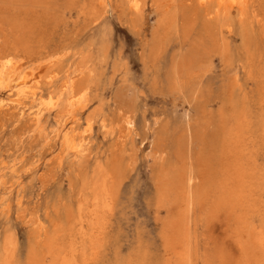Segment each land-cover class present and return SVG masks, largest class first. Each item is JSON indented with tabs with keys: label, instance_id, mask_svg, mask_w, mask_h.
Listing matches in <instances>:
<instances>
[{
	"label": "rangeland",
	"instance_id": "374dc122",
	"mask_svg": "<svg viewBox=\"0 0 264 264\" xmlns=\"http://www.w3.org/2000/svg\"><path fill=\"white\" fill-rule=\"evenodd\" d=\"M65 1L0 0V56L10 55L20 59L22 67L31 68L34 71V79L41 77L38 79L41 80L46 73L50 74V72L55 74L57 78L54 80L53 87L42 86L43 96L49 91L58 90L63 80L64 71L68 67L69 70L78 68L77 73L75 72L76 77L74 76V91L78 93L81 90H86L88 101L86 100L84 107L77 111L80 122H69L65 127L71 126L74 131L76 130L75 132L79 133L84 128L87 119H91L92 123L89 154L84 158L85 160L82 159L75 163L71 157L65 156L59 151V143L55 142L52 137L51 130L56 125L59 110L51 111L49 114L45 113L40 119L39 124L41 125H38V129L36 128L34 133L29 132L35 128V124L31 115H28L30 111L27 105L26 107L20 106L18 109L5 107V110L0 113V173L3 174L1 178L7 181L4 185L5 189L3 185L0 186V264L6 262L4 248L6 244L4 243L8 241L14 247L13 257L8 264H31L30 261L34 257L39 260L40 264H50L51 261L48 263L47 260H51L52 257L46 251L48 241H55L65 250L70 249L73 245L77 251L84 247L82 253L84 252L85 255L84 259L79 261L80 264H149V261L153 259L154 262H150L152 264H175V259L169 249L170 245L167 243L177 234L173 233L174 228L171 229L168 226L170 230L168 232L169 230L165 226L169 222L168 220L172 221L173 219L174 221L177 219L176 222L179 223L182 219L183 227L188 225L190 228L191 252L196 255H191V264H224L217 258L220 248L218 244L220 218L210 217L209 211L212 207L210 205L213 203H211V198L213 201L220 192L222 165L225 162V157H222L224 148L229 145L230 136L237 130L243 139L239 146L241 153L245 151L243 152L244 158L254 157L256 165L258 164L259 167L258 172H262H259L257 180L259 185L255 191V196L257 194L256 197L259 199L257 200V204L260 206L259 212H256L258 214L252 212L249 215V224H253L252 226L255 227L264 226V141L261 140L262 138L264 140V74L262 72L264 70L262 67L264 66V22H262L264 21V4L262 5L264 0H244V6L235 3L228 13L224 8L227 3L225 0L221 6L216 0H137L139 6L137 12L131 7L132 0H100L101 2L99 0H74V2L67 0L70 3ZM64 2L67 8H64ZM260 5L261 8L263 6L262 9ZM245 7L252 8L247 10ZM254 9L256 10L254 11ZM238 11L241 13L239 14ZM242 11H246L244 15ZM255 12L257 13L255 14ZM134 17L136 18L133 19ZM100 18L101 20H99ZM199 18L200 20H198ZM244 24L246 26H243ZM218 26L221 30L218 29ZM247 31H249V35H246ZM157 38L159 39L157 40ZM230 38L231 40H229ZM244 42L246 45L243 44ZM16 49L18 50L16 51ZM15 52L16 55H14ZM49 65H52L54 69L47 70ZM232 84L234 85L232 86ZM7 94L6 91L0 92V98L6 99ZM125 116L132 119L133 126L130 131L123 126ZM204 117H207V123ZM99 121H105L106 129L101 127L102 123ZM113 128L116 129L113 130ZM118 130L120 131L118 132ZM171 133L172 135H170ZM245 133L250 134L246 135ZM124 135H127L128 138ZM253 140L254 142H252ZM243 143L247 146H242ZM132 144L134 145L132 146ZM213 146L214 149H212ZM250 146L255 148L252 149ZM124 152L128 154L126 155ZM132 152L134 153L132 154ZM162 153L164 154L162 155ZM23 158L28 160L24 161ZM172 158L175 163L173 160V162L171 161ZM14 159L22 160L20 169L18 168L12 174L8 173V169L3 170L4 166ZM98 164L113 175L117 187L114 193L116 201L113 202V209L105 211L107 215L106 213L100 214L103 216H101L103 218L102 228H100L99 238L96 241L97 252L93 256L92 253L88 254L92 251L90 250L92 248H89L92 247L90 241L87 237L79 235L78 208L80 203L85 204L91 199L90 187ZM260 165L262 166L260 167ZM117 181L121 184L118 185ZM191 181L194 183L192 184ZM181 200L183 201L181 202ZM169 208H172L173 215L169 216L171 213ZM21 212L23 213L21 214ZM23 218L25 219L23 220ZM257 222L259 223L257 224ZM85 223L87 222L84 221ZM179 225H177V229ZM84 230L88 233L92 228L85 224ZM104 233L107 235H103V237H108L105 238L106 240L101 237ZM162 233L165 236H161ZM72 238L73 242H69ZM82 242L83 246L80 245L83 244ZM86 243L89 246L85 245ZM155 255H157L156 258ZM261 258V264H264V257Z\"/></svg>",
	"mask_w": 264,
	"mask_h": 264
},
{
	"label": "bare ground",
	"instance_id": "6f19581e",
	"mask_svg": "<svg viewBox=\"0 0 264 264\" xmlns=\"http://www.w3.org/2000/svg\"><path fill=\"white\" fill-rule=\"evenodd\" d=\"M67 1V0H66ZM65 1V2H66ZM100 1V0H99ZM110 1V0H109ZM153 1V0H152ZM165 1V0H163ZM169 1V0H168ZM186 1V0H185ZM218 5H222L224 4L223 1L224 0H216ZM227 1L226 5L224 6L225 8V11L228 13L231 9V7H233V5L235 3H240L241 5L244 6V0H225ZM254 1V0H253ZM260 1V0H259ZM262 1V0H261ZM64 2V8H67V6H65V3ZM74 2V0H73ZM101 2V1H100ZM124 2V1H123ZM147 2V1H146ZM161 2V1H160ZM182 2V1H181ZM204 2V1H203ZM202 2V3H203ZM62 3V2H61ZM67 3H70L67 1ZM140 3V2H139ZM157 3V2H156ZM162 3H165V2H162ZM160 3V4H162ZM171 3V2H170ZM179 3V2H178ZM187 3V2H186ZM196 3V2H195ZM200 3V2H199ZM248 3V2H247ZM254 3V2H253ZM262 3V2H261ZM63 4V3H62ZM126 4V3H124ZM147 4V3H146ZM154 4V3H153ZM201 4V3H200ZM239 4V5H240ZM252 4V3H250ZM257 4V3H256ZM259 4V3H258ZM264 3H262L263 5ZM50 5V4H49ZM54 5V4H53ZM132 9L134 11H138V4H137V0H132ZM144 5V4H143ZM178 5V4H177ZM215 5V4H214ZM237 5V4H236ZM72 6V5H70ZM69 6V7H70ZM85 6V5H84ZM184 6V5H183ZM189 6V5H188ZM98 7V6H97ZM124 7V5H123ZM142 7V6H141ZM165 7V6H164ZM185 7V6H184ZM192 7V6H191ZM194 7V6H193ZM196 7V6H195ZM107 8V7H106ZM116 8V7H115ZM153 8V7H152ZM203 8V7H202ZM201 8V9H202ZM221 8V7H220ZM242 8V6H241ZM246 8V7H245ZM250 8V7H249ZM249 8H246L247 10ZM252 8V7H251ZM250 8V9H251ZM260 8H261V5H260ZM260 8L257 10H260ZM263 8V6H262ZM261 8V9H262ZM124 9V8H123ZM128 9V8H127ZM62 10V9H61ZM181 10V9H180ZM216 10V9H214ZM224 10V9H223ZM233 10V9H232ZM238 10V9H236ZM245 10V9H244ZM246 10V11H247ZM256 9H254L255 11ZM69 11V10H67ZM71 11V10H70ZM105 11V10H103ZM108 11V10H107ZM183 11V9H182ZM193 11V10H192ZM203 11V10H202ZM244 11V12H246ZM250 11V10H249ZM264 11V9H263ZM83 12H85V10H83ZM106 12V11H105ZM119 12V11H117ZM135 12V13H136ZM139 12L140 9H139ZM144 12V11H143ZM181 12V11H180ZM191 12V11H190ZM189 12V13H190ZM215 12V11H214ZM217 12V11H216ZM215 12V13H216ZM223 12V11H221ZM244 12L242 11L243 15H244ZM251 12V11H250ZM253 12V10H252ZM261 12V11H260ZM37 13V12H36ZM102 13V12H101ZM130 13V12H129ZM183 13V12H182ZM211 14H213L212 12H210ZM220 13V12H219ZM224 13V12H223ZM239 13V11H238ZM241 13V11H240ZM239 13V14H240ZM249 13V12H248ZM257 12H255L256 14ZM60 14V13H59ZM83 14V13H82ZM142 14V13H141ZM195 14V13H194ZM201 14V13H200ZM221 14V13H220ZM225 14V13H224ZM223 14V16H224ZM252 14V13H251ZM260 14V13H259ZM263 14V13H262ZM36 15V14H35ZM58 15V13H57ZM85 15V14H84ZM107 15V14H106ZM138 15V14H137ZM202 15V14H201ZM222 15V14H221ZM232 15V14H231ZM247 15V14H246ZM253 15V14H252ZM188 16V15H187ZM193 16V15H192ZM241 16V15H240ZM261 16V15H260ZM77 17V16H76ZM126 17V16H125ZM133 17V16H132ZM131 17V18H132ZM137 17V16H136ZM136 17H134L133 19H135ZM139 17V16H138ZM142 17V16H141ZM195 17V15H194ZM199 17V16H198ZM203 17V16H202ZM201 17V18H202ZM236 17V16H235ZM256 17V15H255ZM259 17V16H258ZM257 17V18H258ZM64 18V17H62ZM67 18V17H65ZM87 18V17H86ZM122 18V17H120ZM130 18V19H131ZM188 18V17H187ZM191 18V16H190ZM231 18V17H230ZM249 18V17H248ZM253 18V17H252ZM260 18V17H259ZM54 19V18H53ZM79 19V18H78ZM85 19V18H84ZM142 19V18H141ZM184 19V18H183ZM222 19V18H220ZM235 19V18H234ZM262 20V18H260ZM94 20V19H93ZM101 20V18L99 19ZM191 20V19H190ZM200 20V18L198 19ZM210 20V19H209ZM216 20V19H215ZM241 20V19H240ZM250 20V19H249ZM254 20V18H253ZM260 20V21H261ZM51 21V20H50ZM89 21V20H88ZM132 21V19H131ZM206 21V20H205ZM212 21V20H211ZM69 22V21H68ZM73 22V21H72ZM87 22V21H86ZM85 22V24H86ZM129 22V21H128ZM127 22V23H128ZM133 22V21H132ZM141 22V21H140ZM186 22V21H185ZM184 22V23H185ZM202 22V21H201ZM219 22V21H218ZM230 22V21H228ZM232 22V20H231ZM239 22V20H238ZM250 22V21H248ZM247 22V23H248ZM264 22V21H262ZM59 23V22H58ZM57 23V25H58ZM189 23V22H187ZM198 23V22H197ZM206 23V22H205ZM210 23V22H209ZM214 23V22H213ZM220 23V22H219ZM41 24V23H40ZM65 24V23H63ZM109 24V23H108ZM137 24V23H136ZM192 24V23H190ZM204 24V23H203ZM233 24V22H232ZM185 25V24H184ZM193 25V24H192ZM209 25H212V24H209ZM218 25V24H217ZM221 25V24H220ZM227 25V24H226ZM225 25V26H226ZM236 25V24H235ZM250 25V24H249ZM248 25V26H249ZM135 26V25H133ZM191 26V25H190ZM189 26V27H190ZM202 26V25H201ZM204 26V25H203ZM202 26V27H203ZM206 26V24H205ZM214 26V25H213ZM222 26V25H221ZM232 26V25H230ZM243 26H246L245 24ZM258 26V25H257ZM108 27V26H107ZM111 27V26H109ZM192 27V26H191ZM190 27V29H191ZM223 27V26H222ZM154 28V26H153ZM211 28V27H210ZM220 27L218 26V29ZM232 28V27H231ZM230 28V29H231ZM247 28V27H246ZM254 28V27H253ZM257 28V27H256ZM42 29V28H41ZM93 29V28H92ZM91 29V30H92ZM135 29V27H134ZM155 29V28H154ZM184 29V28H183ZM208 29V28H207ZM235 29V27H234ZM250 29V28H249ZM258 29V28H257ZM39 30V29H38ZM111 30V29H109ZM136 30V29H135ZM206 30V29H205ZM221 30V29H219ZM233 30V29H232ZM251 30V29H250ZM31 31V30H30ZM137 31V30H136ZM187 31H188V28H187ZM246 31V30H245ZM91 32V31H90ZM94 32V31H93ZM110 32V31H109ZM186 32V31H185ZM220 32V31H219ZM252 32V31H251ZM203 33V32H202ZM209 33V32H207ZM229 33V32H228ZM249 31H247V34L246 35H249L248 34ZM91 34V33H90ZM154 34V33H153ZM227 34V33H226ZM225 34V35H226ZM245 34V33H244ZM256 34V33H255ZM164 35V34H163ZM201 35V33H200ZM224 35V34H223ZM253 35V34H252ZM109 36V35H108ZM158 36V35H157ZM161 36V35H160ZM257 36V35H256ZM259 36V34H258ZM106 37V36H105ZM104 37V38H105ZM163 37V36H162ZM204 37V36H203ZM242 37V36H240ZM245 36L243 35V38ZM248 37V36H247ZM246 37V38H247ZM101 38V36H100ZM103 38V39H104ZM186 38V37H185ZM225 38V37H224ZM108 39V38H107ZM159 38H157L158 40ZM204 39V38H202ZM221 40L223 38H220ZM251 39V38H250ZM256 39V38H255ZM161 40V39H160ZM231 40V38L229 39ZM248 40V38L246 39ZM110 41V40H109ZM255 41V40H254ZM215 42V41H214ZM249 42V41H247ZM256 42V41H255ZM149 43V42H148ZM151 43V42H150ZM217 43V42H216ZM254 43V42H253ZM259 43V42H258ZM85 44V43H84ZM218 44V43H217ZM220 44V43H219ZM230 44V43H229ZM244 45H246V43L244 42L243 43ZM67 45V44H66ZM86 45V44H85ZM150 45V44H149ZM216 45V44H215ZM214 45V46H215ZM253 46H255L254 44H252ZM258 45V44H257ZM68 46V45H67ZM219 46V45H218ZM223 46V45H222ZM249 46V44H248ZM66 47V46H65ZM232 47V46H231ZM245 47V46H244ZM81 48V47H80ZM84 48V47H83ZM90 48V47H89ZM242 48V47H241ZM253 48V47H252ZM108 49V48H107ZM156 49V48H155ZM216 49V47H215ZM232 49V48H231ZM18 49H16L17 51ZM49 50V49H48ZM52 50V49H51ZM50 50V51H51ZM61 50V49H60ZM71 50V48H70ZM88 50V49H87ZM159 50V49H158ZM239 50V49H238ZM20 51V50H19ZM43 51V50H42ZM45 51V50H44ZM64 51V50H63ZM76 51V50H75ZM83 51V50H82ZM156 51V50H155ZM226 51V50H225ZM234 51V49H233ZM240 51V50H239ZM239 51H237L239 53ZM7 52V51H6ZM5 52V53H6ZM53 52V50H52ZM61 52V51H60ZM160 52V51H159ZM4 53V52H3ZM19 53V52H18ZM43 53V52H42ZM41 53V54H42ZM48 53V52H47ZM221 53V52H220ZM245 53V52H244ZM247 53V52H246ZM262 53V52H260ZM24 54V53H23ZM58 54V53H57ZM223 54V53H222ZM264 54V53H263ZM14 55H16V52L14 53ZM59 55V54H58ZM56 56V57H59V56ZM62 55V54H61ZM78 55V54H77ZM80 55V54H79ZM247 55V54H246ZM25 56V55H24ZM32 56V55H31ZM35 56V55H34ZM42 56V55H41ZM44 56V55H43ZM52 56V55H50ZM50 56H49V59H50ZM64 56V54H63ZM233 56V55H232ZM263 56V55H262ZM55 57V58H56ZM67 57V56H66ZM74 57V56H73ZM72 57V58H73ZM250 57V56H249ZM257 57V56H256ZM31 58V57H30ZM54 58V57H52ZM51 58V59H52ZM65 58V57H64ZM228 58V57H227ZM234 58V56H233ZM248 58V57H247ZM264 58V57H263ZM24 59V58H23ZM27 59V58H26ZM62 59V58H61ZM252 59V58H251ZM258 59V58H257ZM20 60V59H19ZM19 60L15 57V56H10V55H4V56H0V92L2 93V91H6L8 92V94L6 95V99H2V97L0 98V113L2 111H4L5 107H14V108H17L22 106V107H26V105L28 106V110L30 111L28 113V115H31V118L32 120L34 121V124H35V128H33L31 131V133H34L36 128L38 127V125H41L39 124L40 123V119L42 118V116L45 114V113H50L51 111H57L59 110V116H58V119L56 121V125L54 128H52L51 130V133H53V140L57 143H59V148L61 151V153H63V155L65 156H68V157H71L72 158V161L77 163L78 161L84 159L88 154H89V149H90V145H89V137L91 136V131H92V123H91V119H87V122L84 126V128L79 131V133L75 132L73 127L69 126V127H65L67 123L69 122H73V123H77L79 121V117H78V114H77V111L78 110H81L84 105H85V101L87 100L86 99V90H81L79 91L78 93H75L74 91V78L76 77L75 76V72L77 71V69H72V70H69V67L67 70L64 71V75H63V80H62V83L60 84V87L58 88V90L56 91H49L45 96L42 95V86L43 85H48L47 88H51L53 87V83H54V80L57 78L55 74H50L49 73H46L41 80H38L39 78H36L34 79L33 76H35L34 74V71L30 68L28 69L27 67H22ZM33 60V58H32ZM44 60V59H43ZM57 60V59H56ZM262 60V59H261ZM21 61V60H20ZM48 61V60H47ZM46 61V62H47ZM51 61V60H50ZM82 61V60H80ZM252 61V60H251ZM26 62V61H25ZM38 62V61H37ZM43 62V61H42ZM69 62H70V59H69ZM95 62V61H94ZM259 62V61H258ZM35 63V62H33ZM44 63V62H43ZM49 63V62H48ZM51 63V62H50ZM247 63V62H246ZM28 64V63H27ZM32 64V63H31ZM88 64V63H87ZM249 64V63H248ZM247 64V65H248ZM261 64V63H260ZM97 65V64H96ZM34 66V65H33ZM32 66V67H33ZM87 66V65H86ZM85 66V67H86ZM123 66V65H122ZM251 66V65H249ZM254 67V65H253ZM256 67V66H255ZM264 67V66H262ZM27 68V69H26ZM250 68V67H249ZM248 68V69H249ZM258 68V67H257ZM54 69L52 65H49L47 66V70H52ZM262 69V68H260ZM27 70V71H26ZM121 70V69H120ZM250 70V69H249ZM259 70V69H258ZM248 71V70H246ZM261 71V70H260ZM41 72V71H40ZM63 72V71H62ZM96 72V71H95ZM120 72V71H119ZM254 72V71H253ZM263 74H264V70L262 71ZM39 73V72H38ZM55 73V72H54ZM77 73V72H76ZM101 74V73H100ZM249 74V73H248ZM90 75V74H89ZM250 75V74H249ZM257 75V74H256ZM260 75V74H259ZM60 76V75H59ZM75 76V77H74ZM258 76V75H257ZM246 77V76H245ZM249 77V76H247ZM256 76H254L255 78ZM100 78V77H99ZM250 78V77H249ZM257 78V77H256ZM260 78V77H259ZM96 79V78H95ZM99 80V79H98ZM251 80V79H250ZM253 81V79H252ZM260 82L261 81V78H260ZM264 83V82H263ZM90 85V84H88ZM87 85V86H88ZM234 84H232L233 86ZM231 86V84H230ZM242 87H244L243 85H241ZM261 87V86H260ZM42 88V89H41ZM88 89V87H87ZM115 89V88H114ZM184 89V88H183ZM233 89V88H232ZM42 90V91H41ZM89 90V89H88ZM92 90V89H91ZM94 90V89H93ZM116 90V89H115ZM118 90V89H117ZM231 90V89H230ZM264 90V88H263ZM114 91V90H113ZM42 92V93H41ZM89 92V91H88ZM93 92V91H92ZM243 92V90H242ZM229 95H230V92H229ZM261 95V94H260ZM264 96V95H263ZM117 97V96H116ZM230 97V96H229ZM228 97V99H229ZM88 98V97H87ZM234 98V97H233ZM264 98V97H263ZM119 99V98H118ZM231 99V98H230ZM235 99V98H234ZM93 100V99H92ZM116 100V99H115ZM121 100V99H119ZM117 100V101H119ZM124 100V99H123ZM131 100V99H130ZM259 100V99H258ZM88 101V100H87ZM94 101V100H93ZM264 101V100H263ZM110 102V100H109ZM125 102V101H124ZM229 102V101H228ZM232 102V101H231ZM257 102V101H256ZM90 103V102H89ZM114 103V102H113ZM248 103V102H247ZM246 103V104H247ZM115 104V103H114ZM243 104V103H242ZM89 105V104H88ZM109 106V105H108ZM231 106V105H230ZM243 106V105H242ZM241 106V107H242ZM88 107V106H87ZM246 107V106H245ZM251 107V106H250ZM124 108V107H123ZM236 108V107H234ZM247 108V107H246ZM9 109V108H8ZM111 109V108H110ZM233 109V108H231ZM243 110V108H240ZM113 110V109H112ZM115 110V109H114ZM119 110H121L119 108ZM234 110V109H233ZM258 110V109H257ZM23 111V110H22ZM83 111V110H82ZM109 111V110H108ZM21 112V111H20ZM84 112V111H83ZM82 112V113H83ZM115 112V111H114ZM232 112V111H231ZM242 112V111H241ZM244 112V111H243ZM251 112V111H249ZM253 112V111H252ZM251 112V113H252ZM259 112V111H258ZM23 113V112H22ZM121 113V112H120ZM236 113H238L236 111ZM245 113V112H244ZM248 113V112H247ZM254 113V112H253ZM21 114V113H20ZM113 114V113H112ZM127 114V113H126ZM240 114V113H239ZM261 114V113H260ZM100 115V114H99ZM103 115V114H102ZM228 115V114H227ZM230 115V114H229ZM257 115V114H255ZM254 115V116H255ZM114 116V115H113ZM122 116V115H121ZM130 116V115H129ZM242 116V115H241ZM241 116L240 119H241ZM245 116V115H244ZM243 116V117H244ZM260 116V115H259ZM10 117V116H9ZM13 117V116H12ZM46 117V116H45ZM50 117V116H49ZM118 117V116H117ZM226 117V116H225ZM224 117V118H225ZM231 117V115H230ZM249 117V116H248ZM258 117V116H257ZM264 117V116H263ZM102 118V117H101ZM206 118L207 117H204V120L206 122ZM245 118V117H244ZM247 118V117H246ZM252 118V117H251ZM20 119V118H19ZM18 119V120H19ZM25 119V118H24ZM96 119V118H95ZM134 119V118H133ZM155 119V118H154ZM158 119V118H157ZM156 119V120H157ZM256 119V118H255ZM262 119V118H261ZM260 119V120H261ZM97 120V119H96ZM124 120V127L130 131L132 126H133V122H132V119H129L128 117L125 116V118L123 119ZM203 120V121H204ZM231 120V119H230ZM244 120V119H243ZM248 120V119H247ZM250 120V119H249ZM49 121V120H48ZM86 121V120H85ZM226 121V120H225ZM241 121V120H240ZM239 121V122H240ZM52 122V121H51ZM80 122V121H79ZM100 122V121H99ZM105 122V121H104ZM104 122L101 121L100 123L101 124V127H104ZM154 122V121H153ZM160 122V121H159ZM204 122V123H205ZM227 122V121H226ZM243 122V121H242ZM258 122H260L258 120ZM257 122V123H258ZM4 123V122H3ZM14 123V122H13ZM18 123V122H17ZM50 123V122H49ZM54 123V122H53ZM166 123V122H165ZM207 123V122H206ZM249 123V121H248ZM255 123V122H254ZM256 123V124H257ZM5 124V123H4ZM8 124V123H7ZM98 124V123H97ZM122 124V123H121ZM185 124V123H184ZM1 125V124H0ZM48 125V124H47ZM50 125V124H49ZM70 125V124H69ZM72 125V124H71ZM112 125V124H111ZM154 125V124H153ZM161 125H164V124H161ZM189 125V124H188ZM227 125V124H225ZM235 125V123H234ZM244 125V124H242ZM260 125V123H259ZM258 125V126H259ZM15 126V125H14ZM122 126V125H121ZM122 126V128H123ZM172 126V125H171ZM200 126V125H199ZM237 126V124H236ZM249 126V125H248ZM256 126V125H255ZM257 126V128H258ZM3 127V125H2ZM45 127V126H44ZM118 127V126H117ZM147 127V126H146ZM152 127V126H151ZM164 127V126H163ZM173 127V126H172ZM226 127V126H224ZM240 127V126H239ZM247 127V126H246ZM245 127V129H246ZM260 127V126H259ZM5 128V127H4ZM41 128H43L41 126ZM76 128V127H75ZM100 128V127H99ZM105 128V127H104ZM111 128V126H110ZM155 128V127H154ZM161 128V127H160ZM182 128V127H181ZM236 128V127H235ZM248 128V127H247ZM251 128V127H250ZM8 129V128H7ZM38 129V128H37ZM50 129V128H49ZM102 129V128H101ZM106 129V128H105ZM104 129V130H105ZM116 129V128H113V130ZM157 129V128H156ZM163 129V128H162ZM168 129V128H167ZM184 129V127H183ZM182 129V130H183ZM206 129V128H205ZM234 129V128H233ZM256 129V128H255ZM2 130V129H1ZM4 130V129H3ZM47 130V129H46ZM190 130V129H189ZM225 130V129H224ZM232 130V129H231ZM236 130V129H235ZM261 130V129H260ZM5 131V130H4ZM103 131V130H102ZM116 131V130H115ZM120 130H118L119 132ZM124 131V129H123ZM122 131V132H123ZM145 131V130H144ZM200 131V130H199ZM220 131V130H219ZM238 131V130H237ZM234 132L232 133V135L230 136V141H229V145L224 148L225 151L223 153L224 156L222 157H225V162H224V165L223 166V169H222V179H221V182H220V187H219V195L216 196V198L212 201V198H211V203L212 205H210L211 209H210V217L212 218H220L219 219V223H220V231H219V234L220 236L218 237L219 240H218V244L220 246L219 250H218V254H217V258L219 261H221L222 263L224 264H261V261H262V258L261 257H264V226H261V227H255V226H252L251 224H249V220H248V217L249 215L252 213V212H259L258 209L260 206H258L257 204V200H259L256 196H258L256 194L255 196V191L258 189V185H259V182L257 181L258 180V176H259V172L262 173L261 171L258 172V164L256 165V160L254 157L252 156H248L246 159L244 158L243 156V151L241 153L240 149H239V146H240V143L241 142V133H237ZM259 131V130H258ZM44 132V131H43ZM109 132V131H108ZM107 132V133H108ZM127 132V131H126ZM164 132V131H162ZM189 132V131H188ZM193 132V131H192ZM202 132V131H201ZM201 132H198V133H201ZM240 132V131H239ZM243 132V131H242ZM257 132V131H256ZM11 133V132H10ZM50 133V134H51ZM130 133V132H129ZM128 133V134H129ZM132 133V132H131ZM134 133V132H133ZM158 133V132H157ZM156 133V134H157ZM161 133V132H160ZM182 133V132H181ZM221 133V132H220ZM244 133V132H243ZM26 134V133H25ZM44 134V133H43ZM146 134V133H145ZM153 134V133H152ZM193 134V133H192ZM246 135L247 134H250V133H245ZM259 135V133H257ZM3 135V134H2ZM19 135V134H18ZM105 135V134H103ZM134 135V134H133ZM160 135V134H159ZM172 135V133L170 134ZM195 135V134H193ZM219 135V134H218ZM221 135V134H220ZM227 135V134H226ZM244 135V134H243ZM255 135V134H254ZM253 135V136H254ZM114 136V135H113ZM118 136V135H117ZM116 136V137H117ZM120 136H122L120 134ZM119 136V138H120ZM125 137H127V135H124ZM129 136V135H128ZM152 136V135H151ZM157 136V135H156ZM190 136V134H189ZM249 136V135H248ZM246 136V137H248ZM264 136V135H263ZM262 136V137H263ZM43 137V136H42ZM115 137V136H114ZM162 137V136H161ZM160 137V138H161ZM229 137V136H228ZM244 137V136H243ZM27 138V137H26ZM128 138V137H127ZM132 138V137H131ZM154 138V137H152ZM165 138V137H164ZM215 138V137H214ZM220 138V136H219ZM250 138V136H249ZM248 138V139H249ZM15 139V138H14ZM93 139V138H92ZM134 139V138H133ZM163 139V138H162ZM190 139V138H189ZM188 139V140H189ZM217 139V138H216ZM21 140V139H20ZM24 140V139H23ZM28 140V139H27ZM117 140V139H116ZM125 140V139H124ZM130 140V139H129ZM243 140V139H242ZM251 140V139H250ZM250 140H247V141H250ZM260 140V139H259ZM262 142L264 141L263 138L261 139ZM4 141V140H3ZM18 141V140H17ZM32 141V140H31ZM103 141V139H102ZM106 141V140H105ZM121 141V140H120ZM153 141V139H152ZM225 141H227L225 139ZM257 141V140H256ZM255 141V142H256ZM22 142V141H21ZM34 142V141H32ZM31 142V143H32ZM114 142H116L114 140ZM119 142V141H118ZM131 142V141H130ZM133 142V141H132ZM154 142V141H153ZM246 142V141H245ZM254 142V140L252 141ZM1 143V142H0ZM12 143V142H11ZM19 143V141H18ZM25 143V142H24ZM23 143V144H24ZM44 143V142H43ZM92 143V142H91ZM104 143V142H103ZM126 143V142H125ZM157 143V142H156ZM191 143V142H190ZM48 144V143H47ZM121 144V143H120ZM153 144V143H152ZM155 144V143H154ZM219 144V143H218ZM225 144V143H224ZM223 144V145H224ZM251 144V143H249ZM258 144V143H257ZM262 144V143H261ZM134 144H132L133 146ZM189 145V144H188ZM207 145V144H206ZM205 145V146H206ZM215 145V143H214ZM220 145V144H219ZM246 144L243 143L242 146H244ZM254 145V144H253ZM259 145V144H258ZM15 146V145H14ZM54 146V145H53ZM100 146V145H99ZM122 147V145H120ZM247 146V145H246ZM261 147V145H259ZM6 147V146H5ZM41 147V146H40ZM43 147V146H42ZM49 147V146H48ZM115 147V146H114ZM130 147V146H129ZM190 147V146H189ZM188 147V148H189ZM251 147V146H250ZM7 148V147H6ZM23 148V147H22ZM21 148V149H22ZM29 148V147H28ZM52 148V147H51ZM120 148V147H118ZM175 148V146H174ZM252 149H254L253 147H251ZM263 148V147H262ZM2 149V148H1ZM39 149V147L37 148V150ZM43 149V148H42ZM109 149V147H108ZM107 149V150H108ZM116 149V148H115ZM214 149V146L213 148ZM219 149V148H218ZM243 149V147H242ZM241 149V150H242ZM49 150V149H48ZM106 150V149H105ZM113 150V149H112ZM111 150V151H112ZM119 150V149H118ZM117 150V151H118ZM247 150V148H246ZM3 151V150H2ZM10 151V150H9ZM12 151V150H11ZM20 151V150H19ZM22 151V150H21ZM102 151V149H101ZM116 151V153H117ZM130 151V150H129ZM163 151V150H162ZM189 151V150H188ZM214 151V150H213ZM217 151V150H216ZM249 152V150H247ZM264 151V150H263ZM1 152V151H0ZM95 152V151H94ZM119 152V151H118ZM128 152V151H127ZM175 152V150H174ZM223 152V151H221ZM255 152V151H254ZM8 153V151H7ZM11 153V152H10ZM17 153V152H16ZM24 153V152H23ZM40 153V152H39ZM96 153H97V150H96ZM110 153V152H109ZM126 153V152H124ZM134 152H132L133 154ZM189 153V152H188ZM210 153V152H209ZM257 153V152H256ZM260 153V152H258ZM6 154V153H5ZM21 154V153H20ZM45 154V153H44ZM98 154V153H97ZM100 154V153H99ZM106 154V153H105ZM108 154V153H107ZM128 153H126L127 155ZM157 154V153H156ZM164 153H162L163 155ZM250 154V153H249ZM3 155V153H2ZM49 155V154H48ZM60 155V154H59ZM113 155V154H112ZM158 155V154H157ZM160 155V154H159ZM161 155V156H162ZM214 155H217V154H214ZM264 155V154H263ZM1 156V154H0ZM14 156V155H13ZM130 156V155H129ZM132 156V155H131ZM135 156V155H134ZM190 156V155H189ZM203 156V155H202ZM22 157V155H21ZM52 157V156H51ZM55 157V155H54ZM64 157V156H63ZM98 157V156H97ZM100 157V156H99ZM108 157V156H107ZM106 157V158H107ZM123 157V156H122ZM121 157V158H122ZM157 157V156H156ZM155 157V158H156ZM160 157V156H159ZM208 157L210 158V156L208 155ZM45 158V156H44ZM43 158V159H44ZM124 158V157H123ZM131 158V157H130ZM135 158V157H134ZM137 158V157H136ZM208 158V159H209ZM244 158V159H243ZM34 159V158H33ZM38 159V158H37ZM48 159V158H47ZM46 159V160H47ZM116 159V158H115ZM119 159V158H118ZM133 159V158H131ZM154 159V158H152ZM201 159V158H200ZM199 159V160H200ZM24 160V158H23ZM25 160H28V159H25ZM24 160V161H25ZM39 161H41L40 159H38ZM61 160V159H60ZM85 160V159H84ZM108 160V159H107ZM121 160V159H120ZM137 160V159H136ZM174 161V159L172 158L171 161ZM177 160V159H176ZM216 160V159H215ZM258 160V159H257ZM43 161V160H42ZM58 162V160H56ZM122 161V160H121ZM120 161V162H121ZM128 161V160H127ZM172 161V162H173ZM190 160L188 159V162ZM261 161V160H260ZM27 162V161H26ZM49 162V161H48ZM56 162V163H57ZM109 162V161H108ZM107 162V163H108ZM136 162V161H135ZM223 162V161H222ZM250 162V164H249ZM21 163H22V160L19 159L16 161V159H14L12 162H10L8 165L4 166V169H8L9 172L8 173H15L17 171V169L19 168L20 169V166H21ZM38 163V162H37ZM42 163V162H41ZM54 163V162H53ZM128 163V162H127ZM175 163V161H174ZM259 163V162H258ZM7 164V163H6ZM19 164V165H18ZM24 164V163H23ZM122 164V163H121ZM120 164V165H121ZM164 164V163H163ZM211 164H212V161H211ZM18 165V166H17ZM24 165H27L26 163ZM32 165V164H31ZM36 165V164H35ZM39 165V163H38ZM59 165H60V162H59ZM74 165V164H73ZM133 165V163H132ZM215 165H216V162H215ZM1 166V165H0ZM30 166V165H29ZM41 166V165H40ZM46 166V165H45ZM106 166V165H105ZM131 166V165H129ZM134 166V165H133ZM193 166V165H192ZM205 166H207L205 164ZM217 166V165H216ZM262 165H260L261 167ZM28 167V166H27ZM36 167V166H35ZM81 167V166H80ZM187 167V165H186ZM191 167V165H190ZM34 168V167H33ZM40 168V167H39ZM38 168V169H39ZM127 168V167H126ZM189 168V167H188ZM192 168V167H191ZM264 168V167H263ZM262 168V169H263ZM43 169V168H42ZM60 169V168H59ZM95 177L91 183V199L85 203V204H81L80 202V205H79V208H78V211H79V218H78V223H79V229H80V233L79 235L81 236H84V237H87L88 240L90 241V244L92 245V247L90 246L89 248H92L90 250H92L91 252H88V254L92 253L93 254H96L97 252V249H96V241H98V238H99V234H100V228H102V221H103V218H101L100 214L102 213H106L105 211H110L111 209H113V202L115 200V190H116V181L113 177V175H111L110 173L106 172L104 167L100 164L97 165V167L95 168ZM186 169V168H185ZM2 170V171H3ZM27 170V169H26ZM52 170V169H51ZM61 170V169H60ZM63 170V169H62ZM83 170V168H82ZM132 170V169H131ZM188 170V169H187ZM19 171V170H18ZM59 171V170H58ZM191 171V170H190ZM6 172V171H4ZM24 172V171H23ZM27 172V171H26ZM187 172V171H186ZM19 173V172H18ZM38 173V172H37ZM55 173V172H54ZM60 173V172H59ZM75 173V172H74ZM192 173V172H191ZM216 173V172H215ZM22 174V172H21ZM46 174V173H45ZM125 174V173H124ZM131 174V173H130ZM186 174V173H185ZM2 173H0V186L5 185V182H7L5 179L1 178L3 176ZM9 175V174H8ZM71 175V174H70ZM189 175V173H188ZM191 175V174H190ZM219 175V174H218ZM263 175V174H262ZM130 176V175H129ZM217 176V175H216ZM19 177V176H18ZM33 177V176H32ZM31 177V178H32ZM55 177V176H54ZM71 177V176H70ZM196 177V176H195ZM261 177V176H260ZM6 178V177H5ZM16 178V177H15ZM21 178V177H20ZM37 178V177H36ZM42 178V177H41ZM64 178V177H63ZM191 178V176H190ZM189 178V179H190ZM30 179V178H28ZM27 179V180H28ZM261 179V178H260ZM16 180V179H15ZM14 180V181H15ZM37 180V179H36ZM124 180V179H123ZM192 180V179H191ZM196 180V179H195ZM198 180V178H197ZM197 180H196V183H197ZM19 181V180H18ZM21 181V180H20ZM32 181V180H31ZM55 181V179H54ZM72 181V180H71ZM125 181V180H124ZM193 181V180H192ZM191 181V182H192ZM65 182V181H64ZM205 182V181H204ZM264 182V181H263ZM40 183V182H39ZM54 183V182H53ZM61 183V182H60ZM78 183V182H77ZM118 185L120 182H118ZM124 183V182H123ZM194 182H192L193 184ZM14 184V183H13ZM17 184V183H16ZM38 184V183H36ZM62 184V183H61ZM72 184V183H71ZM70 184V185H71ZM121 184V183H120ZM189 184V183H188ZM187 184V186H188ZM54 185V184H53ZM60 185V184H59ZM58 185V186H59ZM75 185V184H74ZM210 185V184H209ZM12 186V184H11ZM32 186V185H31ZM47 186V185H46ZM72 186V185H71ZM214 186V184H213ZM212 186V187H213ZM40 187V185H39ZM44 187V186H42ZM51 187V186H49ZM56 187V186H55ZM65 187V186H64ZM74 187V186H73ZM83 187V186H82ZM190 187V186H189ZM188 187V188H189ZM208 187V186H207ZM211 187V186H210ZM211 187V188H212ZM216 187V186H215ZM22 188V187H21ZM34 188V187H33ZM38 188V186H37ZM45 188V187H44ZM43 188V189H44ZM47 188V187H46ZM57 188V187H56ZM122 188V187H121ZM172 188V187H171ZM5 189V187H4ZM3 189V190H4ZM41 189V188H40ZM42 189V190H43ZM54 189V188H53ZM71 189V187H70ZM73 189V188H72ZM49 190V188H48ZM83 190V189H82ZM187 190V188H186ZM14 191V190H13ZM41 191V190H40ZM73 191V190H72ZM75 191V190H74ZM73 191V192H74ZM188 191V190H187ZM190 191V190H189ZM194 191V190H193ZM218 191V190H217ZM83 192V191H82ZM169 192V191H168ZM188 193V192H187ZM51 194V193H50ZM76 194V193H75ZM79 194V193H78ZM122 194V193H120ZM190 194V193H189ZM81 195V194H80ZM117 195V193H116ZM169 195V194H168ZM203 195V193H202ZM21 197V196H20ZM33 197V196H32ZM121 197V196H120ZM173 197V196H172ZM179 197V196H178ZM255 197V198H254ZM16 198V196H15ZM82 198V197H81ZM202 198V197H201ZM20 199V198H19ZM18 199V200H19ZM48 199V198H47ZM119 199V197H118ZM190 199V198H189ZM204 199V198H203ZM261 199V198H260ZM121 200V198L119 199ZM118 200V201H119ZM16 201V200H14ZM30 201V200H29ZM116 201V200H115ZM174 201V200H173ZM183 200H181L182 202ZM189 201V200H188ZM191 201V199H190ZM171 202V201H170ZM11 203V202H10ZM117 203V202H116ZM160 204V202H158ZM210 203V204H211ZM22 204V203H21ZM34 206H35V203L33 202ZM39 204V202H38ZM158 204V205H159ZM182 204V203H180ZM194 204V203H193ZM5 206V204H3ZM20 205V204H19ZM169 205V204H168ZM174 205V204H173ZM172 205V206H173ZM179 205V204H178ZM186 205V204H185ZM259 205H260V202H259ZM30 206V205H29ZM162 206V205H161ZM177 206V204L175 205V207ZM1 207V206H0ZM7 207V206H6ZM11 207V206H10ZM8 207V208H10ZM33 207V206H32ZM166 207H169V206H166ZM186 207V206H185ZM189 207V205H188ZM209 207V208H210ZM173 208V207H172ZM171 208V209H172ZM13 209V208H12ZM23 209V208H22ZM29 209V208H28ZM119 209V208H117ZM170 209V208H169ZM171 209H170V212H171ZM174 209V208H173ZM178 209V208H177ZM187 209V207H186ZM190 209V208H188ZM191 209H192V206H191ZM194 209V208H193ZM201 209V208H200ZM261 209V208H260ZM17 210V208H16ZM116 210V209H115ZM179 210V209H178ZM114 211V210H113ZM174 211V210H173ZM176 211V209H175ZM264 211V210H263ZM117 212V211H116ZM115 212V213H116ZM159 212V211H158ZM167 212V211H166ZM182 212V211H180ZM186 212H188L186 210ZM185 212V213H186ZM190 212V210H189ZM8 213V212H7ZM6 213V214H7ZM23 212H21L22 214ZM27 213V212H26ZM20 214V213H19ZM173 215L174 213L171 212L169 213V216L170 215ZM188 214V213H187ZM186 214V216H187ZM191 214V213H190ZM254 214V213H253ZM258 214V213H256ZM27 215V214H26ZM29 215V214H28ZM33 215V214H32ZM107 215V213H106ZM168 215V214H167ZM177 215V214H176ZM199 215V214H198ZM255 215V214H254ZM8 216V215H7ZM5 216V217H7ZM21 216V215H20ZM158 216V215H157ZM161 216V215H160ZM159 216V217H160ZM178 216V215H177ZM176 216V218H177ZM259 216V215H258ZM262 216V215H261ZM22 217V216H21ZM30 217V216H29ZM84 217V218H83ZM103 217V216H102ZM172 217V216H171ZM180 217V216H179ZM178 217V218H179ZM185 217V216H184ZM208 217V218H210ZM41 218V217H40ZM39 218V219H40ZM48 218V217H47ZM72 218V217H71ZM175 218V219H176ZM181 218V217H180ZM179 218V219H180ZM190 218V216H189ZM258 218V217H256ZM21 219V218H20ZM25 218H23L24 220ZM105 219V217H104ZM159 219V218H157ZM165 219V216L163 217V220ZM167 219V218H166ZM172 219V218H171ZM259 219V218H258ZM106 220V219H105ZM161 220V219H159ZM162 220V222H163ZM168 220V219H167ZM166 220V221H167ZM177 220V219H176ZM176 220L174 221V219L172 221L168 220L169 222L167 223V228L169 230V227L171 229L174 230V234L176 235L174 238H170L171 240L169 241V244L170 247V251L175 259V264H191L192 262V256L193 255V252H191V238H190V233H189V227L188 225L184 226L183 227V224H182V219H181V224L179 222H176ZM188 220V219H187ZM190 220V219H189ZM213 220V219H212ZM217 221V219H215ZM6 221V220H5ZM34 221V220H33ZM38 221V220H37ZM36 221V222H37ZM84 221H86L87 223L85 224H88L91 226L92 230L90 232L87 233V231L84 230ZM165 221V222H166ZM215 221V222H216ZM1 222V221H0ZM24 222V221H23ZM29 222V221H27ZM159 222V221H158ZM164 222V223H165ZM210 222V220H209ZM251 222V221H250ZM262 222V221H261ZM19 223V222H18ZM21 223V222H20ZM31 223V222H29ZM190 223V222H189ZM252 223V222H251ZM259 222H257L258 224ZM3 224V223H2ZM28 224V223H27ZM105 224V223H104ZM107 224V223H106ZM105 224V225H106ZM163 224V223H162ZM161 224V225H162ZM169 224V225H168ZM180 224V225H179ZM210 224V223H209ZM208 224V225H209ZM263 225V223H261ZM177 225H179L178 229L176 228ZM3 226V225H2ZM44 226V225H43ZM164 226V225H163ZM162 226V227H163ZM164 226V228H166ZM169 226V227H168ZM22 227V226H21ZM88 227V226H86ZM105 227V226H104ZM19 228V227H18ZM90 228V227H89ZM163 228V229H164ZM88 229V228H87ZM86 229V230H87ZM160 229V228H159ZM176 229V230H175ZM1 230V229H0ZM9 230V229H8ZM73 230V229H71ZM167 230V229H166ZM212 230V229H210ZM77 232V230H75ZM105 231V230H104ZM110 231V230H108ZM162 231V230H161ZM160 231V232H161ZM177 231V232H176ZM191 231V230H190ZM17 232V231H16ZM107 232V231H106ZM165 233V231H163ZM170 232V230L168 231ZM108 233V232H107ZM31 234V233H30ZM172 234V232H171ZM10 236V234H8ZM18 235V234H17ZM103 235H107L106 233L102 234V238H108V237H103ZM164 234L162 233L161 236H163ZM169 235V234H168ZM30 236V235H29ZM35 236V235H34ZM39 236V235H38ZM73 236V235H72ZM110 236V234H109ZM165 236V235H164ZM170 236V235H169ZM173 236V235H172ZM202 236V234H201ZM74 237V236H73ZM203 237V236H202ZM36 238V237H34ZM71 238V236H70ZM163 238V237H162ZM198 238V237H197ZM216 238V237H215ZM217 238V239H218ZM13 239V238H12ZM15 239V238H14ZM42 240V238H40ZM67 239V237H66ZM82 239V238H81ZM164 239V238H163ZM73 240L70 239L69 242ZM106 240V239H105ZM108 240V239H107ZM37 241V240H36ZM79 241V240H78ZM77 241V242H78ZM85 241V240H84ZM88 241V242H89ZM101 241V240H100ZM161 241H164V240H161ZM15 242V241H14ZM73 242V241H71ZM106 242V241H105ZM165 242V241H164ZM163 242V243H164ZM167 242V240H166ZM198 242V240H197ZM4 243V242H3ZM47 243V242H46ZM80 243V241H79ZM83 243V242H82ZM99 243V242H98ZM102 243V242H101ZM107 243V242H106ZM162 243V242H161ZM6 244V246L4 247L5 248V253H6V262H4L3 264H8L12 257H13V245L8 241L7 243H4ZM3 244V245H4ZM15 244V243H13ZM39 244V243H38ZM111 244V243H110ZM202 244V243H201ZM72 245V244H70ZM80 245H84L83 244H80ZM79 245V246H80ZM87 245V243L85 244ZM99 245H102V244H99ZM104 245V244H103ZM109 245V244H108ZM216 245V243H215ZM34 246V245H33ZM43 246V245H42ZM65 246V245H64ZM68 246V244H67ZM89 246V244L87 245ZM129 246V245H128ZM151 246V245H150ZM165 245L163 244V247ZM168 246V245H166ZM195 246V245H194ZM43 247H46V246H43ZM196 247V246H195ZM199 247V246H198ZM79 248V247H78ZM81 248V246H80ZM85 248L88 249V247L85 246ZM107 248V247H106ZM194 248V247H193ZM68 249V248H67ZM84 249V247L82 249H80L79 251H77V249L74 247V245L68 249V250H65V248H61L59 245H57L55 243V241H48V244H47V252L50 254V257L51 260H47L48 263L51 261L50 264H78L80 260H83L84 258V255L82 253V250ZM152 249V247H151ZM165 249V248H164ZM163 249V251H164ZM168 249V248H167ZM200 249V248H199ZM198 249V250H199ZM21 250V249H20ZM89 250V249H88ZM99 250V249H98ZM121 250V249H120ZM194 250V249H193ZM81 251V252H80ZM199 252V251H198ZM37 253V251H36ZM124 253V252H123ZM156 253L158 254V252L156 251ZM167 253V252H166ZM169 253V252H168ZM192 253V254H191ZM39 255V253H37ZM86 254V255H88ZM195 254V253H194ZM33 255V254H32ZM171 255V256H172ZM31 256V255H30ZM41 256V255H40ZM94 256V255H93ZM92 256V257H93ZM157 255H155V258H156ZM170 256V255H169ZM193 256H196V255H193ZM33 257V256H32ZM49 257V256H48ZM159 257V256H158ZM87 258V257H86ZM85 258V260H87ZM90 258V257H89ZM154 258V257H153ZM152 258V259H153ZM151 259V258H150ZM169 259V258H168ZM173 259V258H172ZM199 259V257H198ZM84 260V261H85ZM111 260V259H110ZM154 260V259H153ZM149 261V264H152L150 262H154V261ZM170 260V259H169ZM30 261V259H29ZM83 261V262H84ZM207 261V260H205ZM31 264H40L39 260L37 258H33L31 261ZM156 262V261H155ZM194 262V261H193ZM254 262V263H253ZM158 263V262H156ZM173 263V262H172ZM264 263V262H263ZM80 264V263H79ZM86 264V263H85Z\"/></svg>",
	"mask_w": 264,
	"mask_h": 264
}]
</instances>
